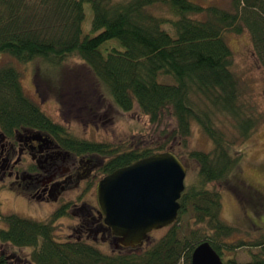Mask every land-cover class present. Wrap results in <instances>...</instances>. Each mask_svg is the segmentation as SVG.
I'll return each instance as SVG.
<instances>
[{
    "label": "trees",
    "instance_id": "obj_1",
    "mask_svg": "<svg viewBox=\"0 0 264 264\" xmlns=\"http://www.w3.org/2000/svg\"><path fill=\"white\" fill-rule=\"evenodd\" d=\"M85 4L91 9L86 34ZM244 29L264 68V0H230L228 9L193 0H0V54L20 63L40 60L55 69L78 59L121 111L138 107L151 124H160L165 116L175 122L164 133L167 139L149 144L114 146L78 139L25 95L19 72L7 66L0 67L3 131L34 127L50 132L70 150L104 159L103 175L164 151L183 163L177 150L188 147L194 127L211 142L209 151L187 153L197 164V175L185 183L177 220L162 237L153 240L150 233L141 246L123 248L112 236L118 247L108 254L82 238H58L56 222L67 207L36 221L3 215L0 205L5 225L0 228V264L15 259L26 264H191L193 249L203 241L222 261L226 251L245 247L250 256L245 264H264V233L248 243L227 241L236 229L222 218L221 193L215 188L227 184L243 157L234 144H243L259 122L232 69L226 41V34ZM160 76L171 81H160ZM184 217L186 228L178 225ZM20 249L29 250L27 257L16 255ZM224 264L236 263L226 259Z\"/></svg>",
    "mask_w": 264,
    "mask_h": 264
},
{
    "label": "rangeland",
    "instance_id": "obj_2",
    "mask_svg": "<svg viewBox=\"0 0 264 264\" xmlns=\"http://www.w3.org/2000/svg\"><path fill=\"white\" fill-rule=\"evenodd\" d=\"M193 1L202 6L215 5L226 9L230 6V0ZM90 23L91 9L89 4H85V20L82 25L84 34L89 32ZM226 41L233 53L232 69L240 80L244 95L254 106L259 122L243 144H234V151H242L243 157L227 184L220 187L215 185V188L221 193L222 218L236 229L227 241L231 243L242 240L248 243L264 233V68L257 58L252 36L247 29L238 34H226ZM7 66L14 67L19 72L25 95L38 104L54 122L63 124L67 131L78 139L114 146L149 144L154 140L167 139L164 133L175 127L174 120L169 116H165L162 122L156 125L151 124L149 118L142 114L138 107H134L130 112L121 111L105 88L93 81L78 59H69L55 69L40 60L20 63L9 55L0 54V67ZM165 78L171 81L169 76ZM165 78L160 76L159 80L163 81ZM62 101H66L65 109L62 108ZM163 130L165 132H162ZM229 135H232L230 130ZM210 149L209 139L198 127H194L188 140V147L177 150L182 153L186 169L184 183L192 182L198 170L197 164L187 157V153L191 150ZM102 161L104 162V159ZM94 190L92 188L91 203L98 208ZM69 197L75 200L76 194L72 193ZM0 205L3 215L14 213L36 221L47 220L59 209L54 204L38 205V208L29 207L22 200L13 199L7 192H0ZM77 215L78 213L68 210L65 216L58 219L56 229L59 239L76 240L79 235L74 226ZM178 225L186 228L189 221L184 217ZM2 227L5 225L1 221L0 228ZM165 232L166 228L153 231L152 239L162 237ZM93 238L83 236L82 240L108 254L118 247L110 237ZM15 251L16 255L22 258L27 257L26 253L29 252L25 249ZM226 259H233L236 264H245L249 262L250 256L248 250L242 247L226 251L224 263ZM23 263V259H15L11 264Z\"/></svg>",
    "mask_w": 264,
    "mask_h": 264
},
{
    "label": "flooded vegetation",
    "instance_id": "obj_3",
    "mask_svg": "<svg viewBox=\"0 0 264 264\" xmlns=\"http://www.w3.org/2000/svg\"><path fill=\"white\" fill-rule=\"evenodd\" d=\"M95 154H78L52 133L34 127L5 132L0 128V192L29 207L54 204L78 213V239L112 237L91 203L104 162ZM76 194L75 200L69 195ZM97 202V201H96ZM98 207V205H97Z\"/></svg>",
    "mask_w": 264,
    "mask_h": 264
},
{
    "label": "water",
    "instance_id": "obj_4",
    "mask_svg": "<svg viewBox=\"0 0 264 264\" xmlns=\"http://www.w3.org/2000/svg\"><path fill=\"white\" fill-rule=\"evenodd\" d=\"M185 177L183 163L164 151L120 167L98 181V209L120 247H139L150 233L177 220ZM191 264L224 263L203 241L193 249Z\"/></svg>",
    "mask_w": 264,
    "mask_h": 264
}]
</instances>
